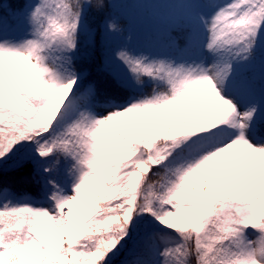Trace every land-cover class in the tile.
Wrapping results in <instances>:
<instances>
[{"label": "snow or ice", "instance_id": "6c2138e0", "mask_svg": "<svg viewBox=\"0 0 264 264\" xmlns=\"http://www.w3.org/2000/svg\"><path fill=\"white\" fill-rule=\"evenodd\" d=\"M131 2L0 0V264H264V0Z\"/></svg>", "mask_w": 264, "mask_h": 264}, {"label": "rangeland", "instance_id": "374dc122", "mask_svg": "<svg viewBox=\"0 0 264 264\" xmlns=\"http://www.w3.org/2000/svg\"><path fill=\"white\" fill-rule=\"evenodd\" d=\"M129 7L137 17L147 20L153 12L163 11L167 4L164 0H132Z\"/></svg>", "mask_w": 264, "mask_h": 264}, {"label": "trees", "instance_id": "16d2710c", "mask_svg": "<svg viewBox=\"0 0 264 264\" xmlns=\"http://www.w3.org/2000/svg\"><path fill=\"white\" fill-rule=\"evenodd\" d=\"M29 191L33 192L35 194L36 189L35 188H29Z\"/></svg>", "mask_w": 264, "mask_h": 264}]
</instances>
